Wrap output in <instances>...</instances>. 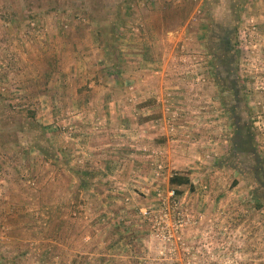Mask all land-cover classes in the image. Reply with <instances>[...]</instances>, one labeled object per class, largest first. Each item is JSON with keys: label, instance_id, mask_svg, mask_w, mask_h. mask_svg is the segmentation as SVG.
<instances>
[{"label": "rangeland", "instance_id": "obj_1", "mask_svg": "<svg viewBox=\"0 0 264 264\" xmlns=\"http://www.w3.org/2000/svg\"><path fill=\"white\" fill-rule=\"evenodd\" d=\"M0 264H264V0H0Z\"/></svg>", "mask_w": 264, "mask_h": 264}, {"label": "trees", "instance_id": "obj_2", "mask_svg": "<svg viewBox=\"0 0 264 264\" xmlns=\"http://www.w3.org/2000/svg\"><path fill=\"white\" fill-rule=\"evenodd\" d=\"M170 183L174 186H182L190 184V179L188 177H183L182 175L175 174L170 178Z\"/></svg>", "mask_w": 264, "mask_h": 264}, {"label": "flooded vegetation", "instance_id": "obj_3", "mask_svg": "<svg viewBox=\"0 0 264 264\" xmlns=\"http://www.w3.org/2000/svg\"><path fill=\"white\" fill-rule=\"evenodd\" d=\"M220 45L224 48V49H226L227 50V47H228V39H226L225 37H223V38H220ZM232 61H233V59H228V60H226V63L225 64H222V65H225V66H227V68L232 64ZM226 68V67H225Z\"/></svg>", "mask_w": 264, "mask_h": 264}]
</instances>
